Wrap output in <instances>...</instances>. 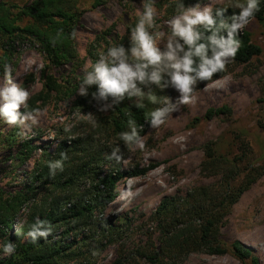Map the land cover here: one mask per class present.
<instances>
[{
  "label": "rangeland",
  "instance_id": "1",
  "mask_svg": "<svg viewBox=\"0 0 264 264\" xmlns=\"http://www.w3.org/2000/svg\"><path fill=\"white\" fill-rule=\"evenodd\" d=\"M30 1L0 0L6 5L19 6ZM146 2L149 0H74L69 4L70 12L75 13L79 20L72 42L76 54L74 59L54 67L39 43L28 39L18 44L16 56L12 59L14 63L10 64L13 69L11 82L29 90L31 95L42 89L48 73L57 79L61 91L52 92L41 105L38 123L25 136L19 134V128L9 126L0 118V193L10 194L21 188L30 181L35 161L43 153H54L62 142L69 143L77 138H80L78 146L84 151L82 158L87 160L92 155L93 167H96L99 175L115 168L127 171L136 164L146 166L158 163L145 175L118 181L117 197L109 205L93 211L88 219L92 225L89 229L87 227V232L64 234L57 231L55 240H62L73 250L76 245L81 249V263L87 257V264H149L142 252L160 250V231L153 213L161 200L166 197L178 198L179 207L184 213L188 212V205L183 199L192 188L211 186L216 196L227 192L226 187L223 188L222 173L207 175L201 171L207 142L215 143L217 153L233 158L240 154L236 134L243 133L241 138L247 142L249 150L239 163L237 177L229 180L232 185L242 184L247 174L253 172L251 168H258L264 160V130L259 126V121H264V23L255 18L242 31L248 32L250 40L261 47V53L247 63L230 61L222 77L197 84L192 93V103L182 105L178 111L169 114L164 124L156 128L149 124L151 112L162 107V103L153 104L147 97L139 101L146 104L148 110L146 132L139 136L144 142L143 149L137 144L125 145L120 139L121 132L108 133L106 127H99L98 122L105 120L111 108L100 111L99 103L93 97L87 100V95L84 96L85 101H78V97L82 96L79 90L85 67L88 66L87 70L91 71L90 65L99 59L101 53H106L108 47L125 43H128L123 45L125 48L130 47V30L138 21L137 13L143 12ZM234 2L154 0L156 26L149 31L154 34L161 31L167 33V22L178 14L179 4L185 8L196 4L201 7L209 5L213 9L228 6L239 11L229 6ZM12 12L15 13L16 9L12 8ZM28 22V18L17 21L21 26ZM160 47L163 48L162 43ZM6 83L5 74L0 75V87ZM144 91L147 93L148 89ZM151 94L159 101L168 97L175 101L179 96V92L170 86L161 89L153 85ZM131 100L137 101V98ZM221 105L230 108L231 113L202 119L209 107ZM66 128L69 130L66 131ZM87 134H92L93 142L89 140L87 143ZM106 136L108 139H105ZM27 142L33 150L25 161L19 163L14 156ZM117 147L123 157L120 163L108 158ZM129 188L133 193L132 198L121 199V190ZM26 220L27 216L17 215L12 222L13 233H20V227ZM111 228L115 232L113 235H109ZM101 232L108 235L110 241L102 237L99 246ZM218 235L227 247L226 253L218 255L193 251L178 264H252V257L257 259V264H264V172L259 173L237 201L231 204L218 226ZM26 237L20 233L21 242ZM235 240L248 248L251 253L249 257L241 260L233 254L230 244ZM3 245L0 242V259L10 256L4 253ZM67 264L78 263L72 260Z\"/></svg>",
  "mask_w": 264,
  "mask_h": 264
},
{
  "label": "trees",
  "instance_id": "2",
  "mask_svg": "<svg viewBox=\"0 0 264 264\" xmlns=\"http://www.w3.org/2000/svg\"><path fill=\"white\" fill-rule=\"evenodd\" d=\"M73 1L31 0L22 6L6 5L5 2H0V49L2 51L0 75L4 74L5 63H14L12 59L16 56L18 44L28 39L39 43L49 63L54 67L74 59L76 54L71 33L79 20L75 13L70 12L69 4ZM12 8L16 9L15 13L12 12ZM216 9H213V12ZM233 12L238 10L228 7L227 14L231 15ZM23 18H28L29 22L21 26L17 21ZM254 18L264 23V0H260V10L255 13ZM237 39L240 40L241 45L232 62L247 63L261 53V47L250 40L248 32L241 31ZM126 44L128 43L123 45ZM225 73L226 70L217 73L210 81L222 77ZM207 82L209 81L198 84ZM96 90V85L88 87L87 100L93 97L92 93ZM54 91H61V86L57 79L48 73L44 77L42 89L30 96L27 109L22 108L21 111L39 109ZM82 99L86 100L84 96L78 97L79 102ZM137 103L142 106L137 107ZM229 113L231 109L226 105L209 107L202 119L207 120L215 115ZM130 119L135 122L138 136L144 134L148 125L146 104L126 98L114 105L110 114L105 116V120L98 122V125L106 127L108 133L130 132L131 128L128 125ZM259 126L264 130V121H259ZM236 135L239 155L231 158L226 154L217 153L215 143L209 141L204 146V157L201 162L203 173L223 174L225 185L223 188L226 187L227 192L216 196L211 186L192 188L183 199L188 205V212L184 213L181 212L176 197H166L158 204L153 213V219L160 231V250L142 252L149 264H178L179 260L188 253L198 250L207 254L226 253L227 247L219 238L218 226L223 222L231 204L237 201L240 194L249 187L259 173L264 172L263 160L258 168H251L254 174L253 172L247 174L242 184H231L230 178L237 177L239 163L247 156L249 150L247 142L241 138L243 133ZM107 136L105 139H108ZM79 139H72L69 143L62 142L54 153H43L40 159L35 161L28 183L10 194L0 193V242L4 245L9 242L15 245L14 253L0 259V264H67L72 260L78 264H87V257L83 260L84 263L79 262L83 252H80L81 249L77 245L73 250L70 245L63 244L62 240H55L54 235L59 230L64 234L87 232V227L89 229L92 225L88 219L93 211L109 205L117 197L118 181L122 178L145 175L158 166L156 162L146 166L136 164L127 171L115 168L99 175L92 164L93 156H88L87 160L82 158L84 151L78 146ZM93 139L92 134H87V143L89 140L93 142ZM32 150L33 147L27 142L18 149L14 159L22 163ZM62 152L68 157L63 160V170L57 169L54 176L50 175L49 162L60 160ZM226 166L230 168L227 169ZM17 215L27 216L26 222L20 227V233L26 234L39 218L51 224V235L47 239H39L36 243H32L29 237L21 242L20 233L12 231V222ZM109 232V235L115 233L112 228ZM99 237V242L96 240L99 246H101L102 237L110 241L104 232H101ZM230 248L241 260L251 255L248 248L240 241H233ZM251 262L257 264V259L252 257Z\"/></svg>",
  "mask_w": 264,
  "mask_h": 264
},
{
  "label": "clouds",
  "instance_id": "3",
  "mask_svg": "<svg viewBox=\"0 0 264 264\" xmlns=\"http://www.w3.org/2000/svg\"><path fill=\"white\" fill-rule=\"evenodd\" d=\"M229 6L239 11L228 15V6L213 12L209 5L201 7L196 4L185 8L179 4L178 14L167 22L169 31L154 34L149 29L156 26V9L154 0H149L143 4V12L137 13L138 21L130 30V47H108L107 52L101 53L99 59L90 65L91 71L86 66L79 94L87 95L88 87L96 85L97 90L92 96L99 103L100 111H107L126 98L135 97L139 102L147 97L153 104L162 103V107L150 114V127H159L169 114L192 103V93L199 82L210 81L235 59L241 45L237 36L260 10V0H235ZM71 35L76 37L75 30ZM12 71V66L5 63L4 74L8 83L0 87V118L9 126L19 128V134L25 136L38 123L41 110L21 111V108L27 109L31 93L11 82ZM153 85L161 89L170 86L179 92V96L175 101L170 97L159 101L151 94ZM145 89H148L147 93ZM140 106L137 103V107ZM128 125L131 131L120 133V139L125 145L137 144L143 149L144 142L138 136L135 122L130 119ZM67 158L62 152L60 160L50 161V175L54 176L57 169L62 171L63 160ZM108 158L120 163L123 157L119 147L114 148ZM132 196L130 188L120 192L121 199L130 200ZM51 233V224L37 218L25 235L36 243L41 238L47 239ZM3 251L11 255L15 245L9 242L3 245Z\"/></svg>",
  "mask_w": 264,
  "mask_h": 264
}]
</instances>
